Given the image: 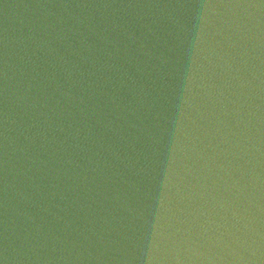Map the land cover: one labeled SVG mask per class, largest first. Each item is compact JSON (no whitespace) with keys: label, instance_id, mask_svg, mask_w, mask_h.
<instances>
[{"label":"water","instance_id":"1","mask_svg":"<svg viewBox=\"0 0 264 264\" xmlns=\"http://www.w3.org/2000/svg\"><path fill=\"white\" fill-rule=\"evenodd\" d=\"M0 264H264V0H0Z\"/></svg>","mask_w":264,"mask_h":264}]
</instances>
